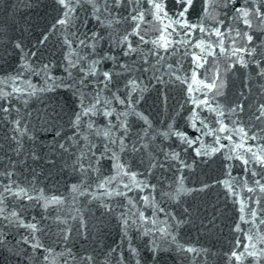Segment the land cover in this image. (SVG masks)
I'll use <instances>...</instances> for the list:
<instances>
[{"label": "snow or ice", "instance_id": "obj_1", "mask_svg": "<svg viewBox=\"0 0 264 264\" xmlns=\"http://www.w3.org/2000/svg\"><path fill=\"white\" fill-rule=\"evenodd\" d=\"M54 13L34 42L13 38L12 27L0 23V58L21 69L0 76V250L27 252L26 264H168L170 249L188 264H207L199 254L209 249L180 239L201 213L211 224L222 215L215 208L210 215L200 197L216 189L238 199L237 230L264 217V0H54ZM53 36L59 58L37 59ZM236 71L239 91L229 80ZM29 72L42 73V82L25 80ZM177 84L183 102L173 106ZM56 88L70 93L67 103L28 108ZM237 161L243 179H232ZM67 171L72 182L65 177L62 194L49 193L48 180ZM238 189L247 190V204ZM164 200L180 211L161 208ZM89 204L101 224L114 215L125 233L132 220L151 235L147 255L129 241L127 253L117 244L73 257L42 239L54 227L57 242L75 231L87 243ZM36 208L42 214L30 215ZM148 222L151 229L142 227ZM250 226L246 242L237 238L230 247L229 264H264V221L261 229Z\"/></svg>", "mask_w": 264, "mask_h": 264}, {"label": "water", "instance_id": "obj_2", "mask_svg": "<svg viewBox=\"0 0 264 264\" xmlns=\"http://www.w3.org/2000/svg\"><path fill=\"white\" fill-rule=\"evenodd\" d=\"M13 4H16L17 7L12 11ZM23 5V6H20ZM54 0H0V23L7 22L14 31L13 38L23 36L24 38L34 42L38 33H40L45 26L51 21L52 16L54 15ZM91 25H89L90 27ZM14 58L15 54H11ZM52 55L59 58L60 50L59 44L55 36L47 41L45 45L40 46V50L37 56V59L40 57H51ZM174 62V61H173ZM183 64H189L188 60H184ZM39 66L38 64L36 65ZM190 66V65H189ZM21 71L19 68V61L13 62V59L0 58V76H6L8 74H16ZM247 70H245L246 74ZM59 71H57V75H59ZM42 73L37 74L35 72H29L24 74V79L27 80L29 76H31L33 82L41 83L42 82ZM241 74L239 71L231 72L229 75L230 84L234 91H239L241 88ZM19 83V81H17ZM23 86V85H21ZM4 87L2 83H0V88ZM8 88H11V83L7 85ZM179 85H172L170 87L171 95L169 97V103L173 106L178 103L183 102V96L179 94ZM155 93V87L153 86L150 89ZM70 98V93L65 89L56 88L50 90L49 92H45L39 98L33 97L29 102L28 108L35 110L37 108H43V106L48 105H56L57 107L61 103H67ZM187 107V105H185ZM161 119H163L164 111L163 108L157 110ZM206 112V110H205ZM180 127L184 129V122L181 120ZM188 130V129H184ZM190 134H196L195 130H190ZM40 139L43 140L44 136L41 135ZM209 141L211 137L207 138ZM222 143H228L226 140L222 141ZM223 159V154L219 157ZM36 170L39 171L44 167L43 163H39L34 166ZM234 171L232 173V179H236L239 177L243 179L245 176V171L242 169V164L240 162H235ZM107 172H105V175ZM170 174V173H169ZM187 177V173H185ZM65 177H67V182L71 183V172L67 171L63 174V176L58 175L56 180L53 181L51 179L48 180V191L52 194H62L58 189L63 188L65 185ZM43 183V177L41 178ZM58 182V183H57ZM239 183V180H237ZM191 186V184H189ZM222 188V186H221ZM241 195L245 197V201L247 204V190L246 189H238ZM144 193H141L143 195ZM213 198L219 200V204L213 203ZM70 199V198H66ZM133 199H137L136 195L133 194ZM161 198L157 196V200L159 201ZM200 200L207 199L208 207L207 212L210 215H216V213L212 212V209L215 208L216 212L222 213L220 215L215 224L204 223L202 220L203 213L197 216L195 220L192 221L191 224H187L183 226V230L180 231V239L184 242H189L198 245L202 248H207L210 250L209 253H200V258L203 259L207 256V264H229L228 252L230 247L234 246V241L237 238H240L242 241L246 242V237L243 236L244 232H250L252 230L250 225H254L256 229H261V221H264V217H260L255 221L249 222L247 219L241 222L240 230L235 229L232 221L233 219L239 218V201L234 200L232 198H225V194L223 190H220L217 195V190L213 189L212 193L209 194V197H200ZM253 201V206L255 205L256 197H251ZM142 203V202H141ZM167 205L168 208H172L174 211L179 212L180 208L175 205V202H169L168 200H164L163 203H160V207L164 208ZM223 205V208L221 207ZM95 205L89 204L85 211L87 212V221L86 227L92 233V238L85 242L82 236L78 235L75 231H73L70 239L65 242L63 240L58 241V237L55 234V228L52 227L50 229L44 230V235L42 239H45L49 242V246H55L58 251H63V247L69 248L72 250L73 257L82 255L80 249L89 248L94 249L97 254L102 251H106L109 245H122L120 251H124L127 253L128 242L131 241L135 247H138L142 254L147 255L150 250L146 245L147 241L152 239V236L148 233L142 232L141 229H138L135 226L134 221H129L128 231L125 233L123 229V225L119 221L117 217L114 215L111 218L104 219L103 223H100L99 213L94 211ZM145 214L149 217H152V213L148 210V206L144 205ZM201 208H204V204H200ZM258 207L264 208V204L259 205ZM67 205L64 206V211L67 212ZM120 211L121 209H117ZM55 208L53 207V212ZM35 214L37 216L41 215V210L39 208L34 209L29 213ZM52 213H50L51 215ZM165 213H157L156 218L163 217ZM204 219H207L206 217ZM72 224H75V221H72ZM142 227H147L151 229L153 225L148 222L142 225ZM205 229H209L205 231ZM264 230V229H261ZM100 233V239H96V233ZM102 240V243H101ZM63 245V247H61ZM99 245V247H97ZM170 254L165 255L164 259L167 260L168 264H188L187 261L183 260L179 255H177L174 251L168 250ZM191 254H189L188 259L190 260ZM28 259L27 252H25L21 256L13 255L11 257L8 256L7 252L0 250V264H5V261H10V264H26ZM251 264V261H249Z\"/></svg>", "mask_w": 264, "mask_h": 264}]
</instances>
